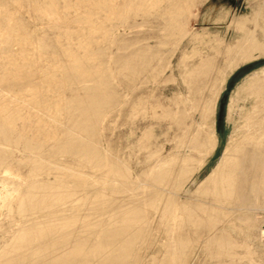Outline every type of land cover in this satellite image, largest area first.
I'll use <instances>...</instances> for the list:
<instances>
[{
  "label": "rangeland",
  "instance_id": "obj_1",
  "mask_svg": "<svg viewBox=\"0 0 264 264\" xmlns=\"http://www.w3.org/2000/svg\"><path fill=\"white\" fill-rule=\"evenodd\" d=\"M263 40L264 0H0V264L47 227L84 251L124 230L94 264H264V205L211 177L256 119Z\"/></svg>",
  "mask_w": 264,
  "mask_h": 264
},
{
  "label": "bare ground",
  "instance_id": "obj_2",
  "mask_svg": "<svg viewBox=\"0 0 264 264\" xmlns=\"http://www.w3.org/2000/svg\"><path fill=\"white\" fill-rule=\"evenodd\" d=\"M249 40L250 38L240 49L243 57H247L245 51L248 49ZM254 48L264 52V40L261 43L256 42ZM16 74L18 75L17 78H7L3 84L6 86L35 84L23 71L20 70ZM258 81V87L262 88L264 86V72ZM256 103L257 115L255 121L247 126L246 132L241 138L232 145L225 147L211 176L215 186V196L224 195L240 207L249 204L264 205V93L258 92ZM214 146L215 142L213 143ZM61 230L59 227L52 228V230L47 227L45 229L47 234L39 237V234L43 232V228H39L34 233L31 231L28 236L23 235L25 243L22 242L24 244L20 245L23 252L13 257L15 260L9 259L2 264H94L92 259L88 258L89 254H86V252L90 253L94 249L99 250L100 253L102 247H106V249H108L107 247H113L114 250L117 243L125 246L123 244L124 239H126L123 238L124 230L103 228L100 232V241L93 242L89 246L90 249L85 251L84 239L76 237L75 240H66V235L64 236ZM55 247L57 248L55 249ZM94 252H91V254ZM124 253H121L122 256ZM30 255H35L38 260L29 259ZM115 256L117 255L115 254ZM122 256L120 255L119 259H115V257L109 264H129Z\"/></svg>",
  "mask_w": 264,
  "mask_h": 264
},
{
  "label": "built area",
  "instance_id": "obj_3",
  "mask_svg": "<svg viewBox=\"0 0 264 264\" xmlns=\"http://www.w3.org/2000/svg\"><path fill=\"white\" fill-rule=\"evenodd\" d=\"M263 227H264V225H263ZM262 232H264V229H263V231Z\"/></svg>",
  "mask_w": 264,
  "mask_h": 264
}]
</instances>
